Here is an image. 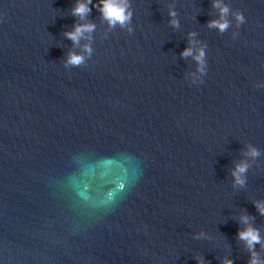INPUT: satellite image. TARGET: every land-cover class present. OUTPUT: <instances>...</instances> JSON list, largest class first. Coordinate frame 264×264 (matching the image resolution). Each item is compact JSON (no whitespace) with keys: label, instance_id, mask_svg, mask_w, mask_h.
Here are the masks:
<instances>
[{"label":"clouds","instance_id":"clouds-1","mask_svg":"<svg viewBox=\"0 0 264 264\" xmlns=\"http://www.w3.org/2000/svg\"><path fill=\"white\" fill-rule=\"evenodd\" d=\"M95 7L101 14V18L107 21L110 28H114L116 25H119L121 28L127 27L128 32H132L133 29L128 27L131 23L133 11L131 8L130 0H98L97 3L93 4V0H76L75 6L72 8V15L80 18L81 21H86L87 16L92 11V7ZM213 7L219 10V18L209 21L208 27L217 28L220 32L226 31L230 22L227 19V16L230 12V9L227 5L221 3V0H214ZM169 15L173 18L170 23L174 27L179 26V22L175 19L177 13L175 10H169ZM235 20L237 22V27L245 23V16L242 11H237L235 14ZM95 24L92 22H84L75 24L72 31H67L64 35L70 39L74 44H78L81 38L90 39V36H86L85 34H91L95 31ZM190 36H195V33H190ZM237 35V34H234ZM190 43H196V41H190ZM90 45H84V52L87 54H91ZM193 54V50L191 47L186 48L181 55L189 56ZM205 51L203 48L198 50V53L194 56V59L198 62L199 68L198 71L203 73L205 71ZM85 63V56L83 54L69 53L68 58L65 62V65H73L80 66ZM246 155L251 156L253 158L258 157L260 155L259 150L252 145H249V150ZM249 165L247 162H240L235 165L232 170V176L234 178V186L238 185L243 187L246 183V172L248 170ZM254 205L260 215L264 216V202L254 201ZM241 222L246 226L243 230H238V238L243 240L247 248L250 252L251 259L249 260V264H264V260H261L256 251L255 245L262 244L264 245V241L261 240L259 229L253 227L249 223V217L247 215L241 216ZM201 236L204 233H200ZM198 264H204L203 259L198 260ZM223 264H233V261L230 259H225Z\"/></svg>","mask_w":264,"mask_h":264}]
</instances>
